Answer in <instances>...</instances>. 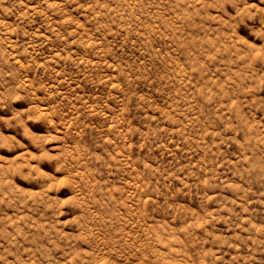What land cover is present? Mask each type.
<instances>
[{
	"label": "rangeland",
	"instance_id": "1",
	"mask_svg": "<svg viewBox=\"0 0 264 264\" xmlns=\"http://www.w3.org/2000/svg\"><path fill=\"white\" fill-rule=\"evenodd\" d=\"M0 264H264V0H0Z\"/></svg>",
	"mask_w": 264,
	"mask_h": 264
}]
</instances>
